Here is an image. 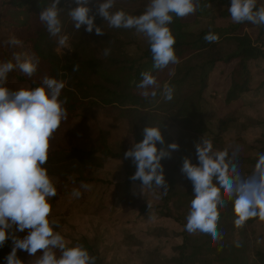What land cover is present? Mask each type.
I'll return each instance as SVG.
<instances>
[{
  "label": "trees",
  "instance_id": "16d2710c",
  "mask_svg": "<svg viewBox=\"0 0 264 264\" xmlns=\"http://www.w3.org/2000/svg\"><path fill=\"white\" fill-rule=\"evenodd\" d=\"M50 3L51 0H0V32L9 38L15 36L24 41V47L14 48L16 51H24L40 59L37 73L32 78L17 71L10 73L9 80L26 87L35 86L32 80L38 83L45 75L65 81L62 98L67 97L66 107L69 116L56 132L70 126L82 127V124L88 122L83 111L100 107L103 115L108 118H129L132 121L136 142L143 139V129L146 126L160 125L164 143L162 145L158 143V148L168 150V145L178 140L171 138L167 132L170 125L178 126L184 139L178 142L177 158L166 157L161 160L164 168L165 163L168 165L166 172L164 170L168 192L158 196L166 206L170 205L174 198L178 197L180 201L184 199L183 209L188 214L193 198V186L181 169L185 158H189L192 163H198V159L196 148L186 143L190 141L192 143L194 139L196 144L202 143L204 137L210 138L214 151L228 149L231 156L229 146H226L222 139L231 125L237 121L238 113L245 103V94L251 90L253 64L264 73V26L248 22L233 23L228 12L230 0H199L195 13L184 18H174L170 27L176 37L174 47L180 61L174 76L168 82L174 88V96L171 101L162 103L161 110H152L151 104L153 105L161 96L158 94L155 98L146 99L141 95L137 85L142 79V73L151 71L158 78L174 65L162 70L154 69L147 41L142 46L133 30L108 27L97 12L98 4L95 0H89V6L92 14H95V24L105 31L102 35H97L95 29L91 33L87 32L85 25H82L79 31L76 30L68 15V10L77 6L76 0H60L57 7L62 8V29L66 28L76 39L72 41V52L60 55L56 50L57 38L50 36L39 20L40 12ZM146 4L147 0H119L115 8L138 15L144 11ZM261 4L262 2L258 1L257 7ZM219 19L229 21L226 25H219L217 23ZM203 20L208 21L205 26L202 25ZM252 29L256 30L255 34ZM209 32L218 34L219 40L206 41L205 36ZM132 47H136L135 51L131 50ZM105 48H111V54L107 57L103 55ZM6 49L5 46H1L2 59L9 58ZM230 65L231 84L225 96L226 109L219 114L217 131L214 133L210 128L203 127V123L196 122V112L200 109V101L203 100V93L208 87L210 73L220 66L225 71ZM74 66H78L75 71ZM187 83L188 88L183 90ZM261 85H264V80ZM238 102L241 104L236 105ZM261 135L260 138L263 139L264 133ZM74 137L68 145L49 150L46 166L51 174L54 173L52 165L59 168L65 165L70 170L76 166L77 172L71 180L59 176L58 196L53 201L71 192L74 185L82 181L91 185L98 182L111 183V180L85 171L88 165H95L93 159L98 156L122 160L125 163L126 180L123 184L117 182V187L118 190L125 188L127 194L134 199L132 189L134 185L141 184V181L130 179L136 171V165L131 158H124V152L114 150L103 132H98L97 136H89L85 142L78 140V136ZM259 143L262 145L259 147L258 155L264 153V140H259ZM244 160V157L237 156L238 162ZM248 161L255 162L256 159L250 158ZM79 169L85 172H80ZM168 208L169 210L160 214L170 217V207ZM139 209L147 212L150 211V206L143 204ZM235 218L232 203L227 201L220 209L218 222V230L223 234L222 241L213 243L208 237L200 235L189 242L190 239L185 237L182 243L176 245L175 251L178 254L172 260L176 264H264V236L258 234L259 219L252 218L240 227L239 234L244 240L231 244L229 231L236 229ZM102 228L100 231H103ZM130 237H133L132 234L128 236L129 239ZM78 243H82L96 257V264H106L90 237L85 235ZM10 251L11 244L6 243L5 247L0 249V261H3ZM17 255L25 259V264H30L34 257L20 250Z\"/></svg>",
  "mask_w": 264,
  "mask_h": 264
},
{
  "label": "clouds",
  "instance_id": "9594fccd",
  "mask_svg": "<svg viewBox=\"0 0 264 264\" xmlns=\"http://www.w3.org/2000/svg\"><path fill=\"white\" fill-rule=\"evenodd\" d=\"M59 2L51 0L40 12L39 20L49 35L57 38L60 47L72 50L68 35L62 32ZM97 2V12L108 27L133 30L146 39L154 69L162 70L180 62L174 47L176 37L170 26L174 18L195 13L199 0H147L144 11L138 15L115 8L117 0ZM257 4L258 0H230L231 21L264 26V4L260 7ZM76 5L68 10L74 28L79 31L85 25L87 32L95 29L97 35H102L105 31L95 24L89 0H76ZM205 40L216 42L219 35L209 32ZM4 44L15 49L24 47V41L15 36ZM110 54L111 48H105L103 55ZM39 64L38 56L24 51H13L8 59H0V249L6 243L11 244V251L0 264H25L17 255L18 250L26 251L30 257L40 253L35 264H96V257L87 247L66 238L60 230V221L53 215L58 181L46 165L50 140L69 116L67 97L62 98L65 81L45 75L38 83L32 80L33 87L14 89L8 84L10 73L18 71L32 78ZM137 87L146 99L159 94L171 101L174 96V88L169 84L161 88L151 71L142 73ZM158 143H164L160 125L146 126L143 139L133 141L124 158H131L136 165L130 179L140 180L142 191L155 186L167 194L161 160L178 150L179 144L172 142L165 150L158 148ZM195 147L198 163L185 158L181 169L193 186L185 231L206 236L213 243L222 241L218 222L220 209L227 201L232 203L237 228L252 218L264 222V153L258 155L251 174L245 176L235 152L230 156L228 149L214 151L212 140L205 137ZM92 187L82 181L71 189L70 196L79 200Z\"/></svg>",
  "mask_w": 264,
  "mask_h": 264
},
{
  "label": "rangeland",
  "instance_id": "374dc122",
  "mask_svg": "<svg viewBox=\"0 0 264 264\" xmlns=\"http://www.w3.org/2000/svg\"><path fill=\"white\" fill-rule=\"evenodd\" d=\"M258 1L264 4V0ZM95 3L98 4L97 0ZM228 21L219 19L217 23L226 25ZM202 22V25L205 26L208 21L203 20ZM62 32L68 35L69 45L72 49V41L76 40L74 34H71L66 28L62 29ZM252 32L255 34L256 30L252 29ZM138 38L144 46L146 39L141 35H138ZM8 39L7 35L0 32V59H2L3 53L1 46L7 48L6 52L9 57L13 51H16L4 44V41ZM135 49L136 47H132L131 50L135 51ZM56 50L63 56L72 52V50L60 47L58 43ZM176 68L177 64L169 70L170 72L168 71L157 78L160 86L168 84L174 76ZM231 69V65L225 71L220 66L210 73L208 87L203 93V100L200 101V109L196 112V122L203 123V127L210 128L214 133L217 131L218 116L226 109L225 96L231 84L229 75ZM252 73L251 90L245 94L247 104L244 106L245 108L243 107L244 109H241L243 111H239L237 121L231 125L222 139L232 153L235 152L237 156L245 158L244 161L238 162V166L245 176L251 174L257 161L259 147L262 145L259 140H264V138H260L264 133V85H261L264 73L256 64L252 66ZM8 84L14 89L26 87L14 84L11 80L8 81ZM188 86L189 83L184 86L183 90H186ZM196 88L198 89L199 86ZM194 91L195 89L192 92ZM163 102L166 100L161 96L150 107H153L152 110H161ZM239 104L241 102L236 103V105ZM83 113L88 122L82 124V127L70 126L61 132H55L50 140L49 150L68 145L74 136H78L77 138L81 142L88 141L89 136H97L98 132L106 134L109 144L118 152L125 153L132 147L134 132L132 121L129 118H108L103 115L100 107L90 108ZM167 133L179 143L181 139H184L182 131L176 125H170V130ZM194 140L192 143L190 141L186 144L196 148ZM178 150L171 151V155L167 159L177 158ZM250 158L256 159V161H248ZM93 163L95 165H88L85 171H91V174H95L97 177L111 180V183H94L96 185H92V190L85 193L79 200L72 199L69 192L62 195L57 201H53V215L60 221V230L66 238L77 243L87 235L92 244L94 243V246L100 250L106 264H176L172 260L178 254L175 251L176 245L182 243L185 237H188L189 242H192L200 236V234H190L185 231L187 214L183 209L185 205H182L184 199L180 201L178 197L174 198L170 201V205L166 206L158 196V194H164L163 189L144 188L142 191L141 184L134 185L132 193L135 198L133 199L130 194H127L125 188L124 191L120 188L118 190L117 187V182L123 184L126 180V165L122 160L98 156L93 159ZM64 166L59 168L57 165H52L54 170L52 175L57 181L59 176L71 180L77 173L76 166H73L72 170ZM167 169L168 165L165 163V172ZM79 171L85 172L81 169ZM78 186V183L74 185V187ZM143 204L150 206V211L142 212L139 208ZM168 207H170L171 216H162L160 212H166L169 210ZM257 222L258 234L264 236V222L260 220ZM101 228L103 231H100ZM131 234L133 237L129 239L128 236ZM229 234L231 244L244 240L237 227L235 230H230ZM21 235L23 234L21 233ZM39 255L34 256L30 264H35ZM20 259L25 262L23 257Z\"/></svg>",
  "mask_w": 264,
  "mask_h": 264
},
{
  "label": "crops",
  "instance_id": "0c3cea01",
  "mask_svg": "<svg viewBox=\"0 0 264 264\" xmlns=\"http://www.w3.org/2000/svg\"><path fill=\"white\" fill-rule=\"evenodd\" d=\"M245 101H246V98H245ZM246 104H247V102L244 103V106H246ZM244 106H243V107H244ZM244 108H245V107H244ZM244 108H243V109H244ZM241 111H243V110H241Z\"/></svg>",
  "mask_w": 264,
  "mask_h": 264
}]
</instances>
